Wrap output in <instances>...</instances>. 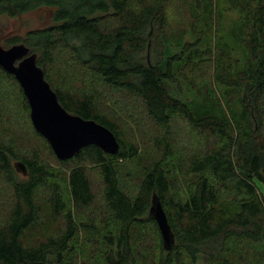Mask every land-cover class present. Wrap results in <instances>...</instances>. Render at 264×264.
I'll use <instances>...</instances> for the list:
<instances>
[{
	"label": "trees",
	"instance_id": "1",
	"mask_svg": "<svg viewBox=\"0 0 264 264\" xmlns=\"http://www.w3.org/2000/svg\"><path fill=\"white\" fill-rule=\"evenodd\" d=\"M37 12L47 22L7 48L38 53L63 107L109 128L120 149L58 159L0 66V87L13 86L39 141L23 152L0 100V264H264V0H0V17ZM63 56L89 80L55 81ZM110 93L143 108L154 154L106 112ZM179 127L192 150L179 146ZM131 164L135 197L121 181ZM155 194L176 238L169 251L150 217Z\"/></svg>",
	"mask_w": 264,
	"mask_h": 264
},
{
	"label": "water",
	"instance_id": "2",
	"mask_svg": "<svg viewBox=\"0 0 264 264\" xmlns=\"http://www.w3.org/2000/svg\"><path fill=\"white\" fill-rule=\"evenodd\" d=\"M38 53L21 43L10 48L0 45V66L15 75L31 107V119L36 130L50 143L60 160L76 156L84 147L95 145L105 153L117 154L120 149L116 135L94 120L70 113L59 101L57 93L46 80L45 71L38 65ZM17 170L28 174L23 162L15 164ZM161 230L164 247L176 245L175 234L159 197L155 194L150 210Z\"/></svg>",
	"mask_w": 264,
	"mask_h": 264
},
{
	"label": "rangeland",
	"instance_id": "3",
	"mask_svg": "<svg viewBox=\"0 0 264 264\" xmlns=\"http://www.w3.org/2000/svg\"><path fill=\"white\" fill-rule=\"evenodd\" d=\"M175 16L178 20L184 19V12L181 6L175 7ZM229 13V20L233 19L237 16V14ZM42 15L40 12L25 14L24 16L12 18L9 16L0 17V45L7 48V41L15 36V35H25L29 30L43 26L47 20L43 21ZM239 58L243 61V56H239ZM85 70H83L77 63L70 60L68 57L63 56L60 58L57 65L54 66V73L56 81V76H60L59 79L65 81L75 80L77 78L83 77ZM83 74H82V73ZM204 75H207V71L203 69L202 72ZM89 75L85 74V80H89ZM67 83V82H66ZM79 81L76 82V84ZM0 92L4 94L2 96L0 94V100L5 103V108L7 109L6 118L8 120V126L12 133L10 135L15 136L17 138L18 144L22 147L23 152L28 153L26 151L28 148H32L35 145H38V140L34 137V134L31 132L30 126L27 122L26 115L22 112V109L19 104L18 94L14 92L13 86L3 85L0 87ZM125 96L116 94H108L106 98H104V106L106 112L111 116L113 115L116 120H118L120 126L127 132L128 136L134 137L137 141H139L142 145V149L146 152H150L149 154H154V147L152 144L144 145L143 143L147 141L148 137L152 134H155L156 128L153 124L145 117L143 108L139 106V104L134 103L133 100L129 99ZM4 108V109H5ZM131 113V114H130ZM175 138L179 142V146H183L186 148H191L196 144L197 140L195 137L191 135L188 129L184 127H179L175 130ZM188 149V151H189ZM148 154V153H147ZM131 168V173L126 176L128 170H122L121 174L123 175L121 178L122 184L125 187V191L127 193H131L135 197L138 192V177L137 168L135 165L131 164L128 169ZM126 172V173H125ZM132 175V176H130ZM135 175V176H134ZM97 191H101V186L98 184L96 187ZM0 192L3 194L4 198L8 200V194L6 192V188L3 184H0ZM0 193V195H1ZM2 197V195H1ZM4 204V201L1 202ZM41 233L33 234L30 238L31 241H36L41 238Z\"/></svg>",
	"mask_w": 264,
	"mask_h": 264
}]
</instances>
